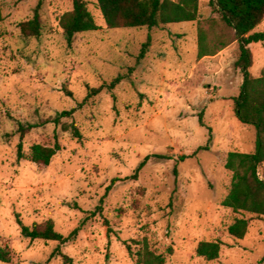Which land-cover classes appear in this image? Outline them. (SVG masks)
<instances>
[{
	"label": "rangeland",
	"instance_id": "rangeland-1",
	"mask_svg": "<svg viewBox=\"0 0 264 264\" xmlns=\"http://www.w3.org/2000/svg\"><path fill=\"white\" fill-rule=\"evenodd\" d=\"M39 1L0 0V248L10 253L0 264H67L58 249L73 264H136L127 245L135 254L145 243L167 264H264V217L222 205L233 176L228 154L254 152L256 133L235 116L243 82L238 43L198 58L200 28L210 40L226 36L211 0H200L196 22L152 30H110L97 0H84L99 30L76 35L71 45L59 19L73 0H42L41 36H21L19 24ZM251 50V73L260 77L264 43ZM72 110V118L51 123ZM18 122L37 126L23 140L21 160ZM56 140L61 150L49 166L31 162L33 146ZM259 174L264 179V164ZM17 216L28 227L52 221L64 237L77 232L65 245L31 241ZM241 218L250 224L238 241L228 227ZM204 241L221 243L217 261L197 256Z\"/></svg>",
	"mask_w": 264,
	"mask_h": 264
},
{
	"label": "trees",
	"instance_id": "trees-1",
	"mask_svg": "<svg viewBox=\"0 0 264 264\" xmlns=\"http://www.w3.org/2000/svg\"><path fill=\"white\" fill-rule=\"evenodd\" d=\"M97 3L106 26L110 30L132 28L152 30L167 25L196 22L200 0H97ZM42 6L43 1L40 0L34 10L33 17L19 24L22 37L38 38L41 36L43 24L40 11ZM210 6L220 16L226 36L222 33L210 40L208 33L200 28L198 58L215 56L233 42L238 43L239 52L235 67L239 70L243 82L238 96L233 98L234 111L237 120L243 125L252 127L256 133L254 152H230L228 154L225 168L233 176L231 189L222 205L236 213L242 212L263 218L264 179L261 178L259 170L264 164V69L260 77L252 75L254 58L251 45L264 43V32H256V29L264 22V0H211ZM2 20L3 15L0 8V22ZM59 27L69 45L76 35L99 30V26L84 0H73L72 11L60 17ZM229 32L232 33V39L227 40ZM147 48L148 43L143 46L139 59L144 58ZM119 83L120 78H117L106 88L113 91ZM101 90L102 88L91 90L87 98L99 94ZM74 112L75 110L62 112L51 123L58 126L63 119L72 118ZM200 124L204 126L201 119ZM36 127V125L18 122L19 160L23 158L25 136ZM69 129H71L74 138L82 137L76 125L72 124ZM60 150L61 147L57 140L54 147L35 145L31 149V162L40 166H49ZM199 150H206V148ZM154 157L164 158L162 155H154ZM191 157L183 156L181 161ZM149 159L150 157H147L140 164L136 174L144 168ZM98 210L101 208L99 207ZM16 221L22 237L31 241L42 240L65 245L72 240L77 232L75 231L69 237H64L55 231L52 221L33 227L24 225L19 216ZM249 224V220L245 218L236 219L228 227V232L234 239L242 241L248 234ZM127 250L130 255L137 258L136 264H167L166 257L152 251L147 243L135 254L130 245H127ZM56 254L62 257L67 264H73L72 260L59 249ZM196 254L207 262L217 261L221 254V243L200 242ZM0 262H10V253L3 248H0Z\"/></svg>",
	"mask_w": 264,
	"mask_h": 264
}]
</instances>
